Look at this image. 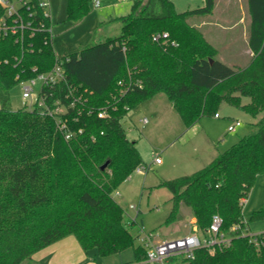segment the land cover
Wrapping results in <instances>:
<instances>
[{
  "label": "trees",
  "instance_id": "1",
  "mask_svg": "<svg viewBox=\"0 0 264 264\" xmlns=\"http://www.w3.org/2000/svg\"><path fill=\"white\" fill-rule=\"evenodd\" d=\"M92 1L67 0V21L80 23ZM248 3L253 57L238 70L217 60V49L191 23L212 15L215 0L183 13L176 11L175 0H134L130 14L116 19L121 35L65 55H56L45 32L27 36L23 44L0 40V264H25L68 236L100 257L133 245L140 232L131 233L136 223L114 194L147 166L123 120L161 94L187 129L204 116L218 115L222 103L261 116L253 132L207 167L159 186L172 193L167 223L186 206L196 220L195 232L204 233L220 215L223 231L232 237L230 246L215 252L201 248L180 264H264V231L250 237L232 230L245 227L243 207L264 174V0ZM164 33L168 39L154 40ZM60 59L75 97H81L69 115L70 140L36 106L11 108L12 89L50 71ZM67 92L65 85L42 89L50 101ZM263 220L264 208L254 211L249 223ZM134 251L136 261L122 264L146 261L144 247Z\"/></svg>",
  "mask_w": 264,
  "mask_h": 264
},
{
  "label": "rangeland",
  "instance_id": "2",
  "mask_svg": "<svg viewBox=\"0 0 264 264\" xmlns=\"http://www.w3.org/2000/svg\"><path fill=\"white\" fill-rule=\"evenodd\" d=\"M95 1L90 4L87 16L73 25L67 21V0H50L53 12V49L56 55L75 53L89 44L102 43L121 35L122 24L116 19L130 14L134 0H100V6H96ZM202 2L203 0H175V9L183 13L198 7ZM224 2L222 0L220 7L212 15L193 19L191 23L217 49V60L238 70L246 67L252 58L243 30L245 25L240 24L231 29L230 23L240 20L242 10L237 5L235 14L230 15L231 8ZM244 4L241 1L240 6ZM42 87L43 82L37 80L33 86L34 95L40 94ZM23 89L24 85L19 84L11 91V108L14 111L33 107L31 99H23ZM217 113L218 117L204 116L192 129H187L168 97L161 94L141 102L125 117L123 125L127 137L136 143L143 165L149 168L147 172L144 167L143 173L137 170L133 172L114 194L129 219L138 214L136 224L131 225L132 234L142 229L145 233L158 234L157 241L194 234L196 220L191 208L181 206L176 220L167 223L172 210V193L159 185L162 181L190 176L204 169L242 137L253 132L254 124L261 118H253L228 103H222ZM145 119L148 123H144ZM237 122L240 126H236ZM153 154L159 156L163 163L156 164ZM130 206H135L136 210H131ZM262 208L264 174L258 177L243 207L249 234L264 228V220L249 223L253 212ZM140 244V240L136 239L133 245L122 252L106 257H100L94 249L88 251L87 257L90 264L134 262L137 259L134 250ZM181 260L179 257L173 264H180ZM142 264L153 263L144 261Z\"/></svg>",
  "mask_w": 264,
  "mask_h": 264
},
{
  "label": "built area",
  "instance_id": "3",
  "mask_svg": "<svg viewBox=\"0 0 264 264\" xmlns=\"http://www.w3.org/2000/svg\"><path fill=\"white\" fill-rule=\"evenodd\" d=\"M95 4L100 6V0H96ZM0 6L3 10V14L0 16V40L15 38L16 42L23 44L27 36L34 37L41 32L47 33L53 40V12L50 0H0ZM160 38L168 39L169 35L168 33L157 35L154 40L157 41ZM37 80L43 82L42 89L65 85L68 92L65 97L54 98L51 101L42 95V90L40 94L34 95L33 86ZM20 84L24 85L23 99L26 101L31 99L32 105L39 109L41 115L54 119L58 130L63 133L66 140H70L73 133L68 126L69 115L71 110L76 107L77 102L81 100V97H75V90L67 81L63 60H57L50 71L39 73L34 78ZM103 116V113H99L100 118ZM144 123H148V120L145 119ZM236 126H240V123L237 122ZM232 129L235 128L232 127ZM153 156L155 157V163L160 164V157L156 154H153ZM142 169L143 167H140L137 171L143 173ZM144 170L147 172L149 168L144 167ZM130 209L136 210V207L130 206ZM136 217H131L130 220L136 223ZM223 224V218L220 215H214L210 227L204 233L194 232V234L178 239L157 241L158 234L145 233L141 229L138 240H140V245L147 251V262L173 264L174 260L179 257L182 260L194 259L195 252L201 248H207L211 252H215L218 249L230 246L232 237L223 231ZM244 224L245 227L236 225L232 230L234 232L242 230L243 235L255 237L257 234H249L246 222Z\"/></svg>",
  "mask_w": 264,
  "mask_h": 264
},
{
  "label": "crops",
  "instance_id": "4",
  "mask_svg": "<svg viewBox=\"0 0 264 264\" xmlns=\"http://www.w3.org/2000/svg\"><path fill=\"white\" fill-rule=\"evenodd\" d=\"M215 1H216L215 9H218L221 5L222 0H215ZM223 1H225L224 3H225V5H227L228 8H229V6L231 8L230 15L235 14V7L237 5L242 10L241 11L242 16H241L240 20L239 21L233 20L232 23H230V24H232L231 29H233L234 27H237L240 24L245 25L243 30L245 31L247 46L249 47V37H250V30H251V17H250V13H249L248 0H223ZM241 1H242V4H243V2L245 3L244 6L243 5L240 6ZM203 5H204V0H203L202 4L199 5L198 7H201ZM198 7H195V8H198ZM195 8H192V9H195ZM215 9H214V11H215ZM236 12H238V10H236ZM203 27L204 26H202V28ZM248 51L250 53V58H252L253 52L250 50V48ZM162 163L163 162H161L160 164H162ZM262 231H264V228L260 229L255 234L261 233ZM87 254L88 253H86L82 249L81 245L79 244V242L75 236H68V237L50 245L49 247L37 252L33 256L32 260L25 263V264H29L30 262H32V263L34 262L35 264H36V262L38 264H90L89 263V257H87ZM78 260H80V261H78Z\"/></svg>",
  "mask_w": 264,
  "mask_h": 264
},
{
  "label": "water",
  "instance_id": "5",
  "mask_svg": "<svg viewBox=\"0 0 264 264\" xmlns=\"http://www.w3.org/2000/svg\"><path fill=\"white\" fill-rule=\"evenodd\" d=\"M211 62H213V60H211ZM107 167V164H105L104 166H103V169H105Z\"/></svg>",
  "mask_w": 264,
  "mask_h": 264
}]
</instances>
